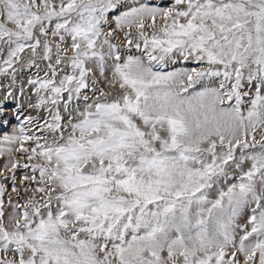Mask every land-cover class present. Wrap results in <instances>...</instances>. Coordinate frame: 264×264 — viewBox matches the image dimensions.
Wrapping results in <instances>:
<instances>
[{"label": "snow or ice", "instance_id": "snow-or-ice-1", "mask_svg": "<svg viewBox=\"0 0 264 264\" xmlns=\"http://www.w3.org/2000/svg\"><path fill=\"white\" fill-rule=\"evenodd\" d=\"M26 55L0 264H264V0H0L5 101Z\"/></svg>", "mask_w": 264, "mask_h": 264}, {"label": "rangeland", "instance_id": "rangeland-1", "mask_svg": "<svg viewBox=\"0 0 264 264\" xmlns=\"http://www.w3.org/2000/svg\"><path fill=\"white\" fill-rule=\"evenodd\" d=\"M131 2V0H129ZM140 2H147L150 3L153 6H168L171 3V0H140ZM159 23V21H158ZM111 27H114V24L111 25ZM133 34H135V30L133 29ZM117 39L115 40V43H117L118 46L121 47V50H125V45H124V37L122 34H117ZM51 40V37H49ZM135 50H133L134 52ZM27 61H28V56L26 55L24 57L23 62L20 65H17V79L16 83L14 85V88L17 89V91L14 93V97L10 100L5 101L3 99L4 93L6 90H8L9 84L12 83L11 77H3L0 76V104L4 105L6 108V119L7 123L3 126L0 127V138H2L4 135H8L11 132L15 131L19 127L20 121L16 120L14 117V113L16 111H19L21 113V118L31 116L36 120H40L41 123H43V120L47 118V113L44 111H38L36 109L31 108L30 102H34L36 97L32 94L31 90L27 87L26 81L31 78L35 77L37 70L35 68L29 69L27 67ZM40 63L41 68H45L46 63L44 61H38ZM179 66V65H177ZM191 67V65H188ZM40 75H43V71H41ZM25 86L24 90V95L20 96L19 95V88L21 85ZM99 87H104V84L101 83L98 85ZM16 158H19V155L17 154ZM8 162V158L5 157H0V169H2L3 165ZM21 164L28 163L26 160L21 159L20 160ZM22 173H27L28 175H31L32 173L28 169L20 168L17 169L16 175H17V186L21 188V193H20V200L23 202L26 200L28 197L24 195L23 193V188L25 185L20 182V177ZM4 175H10V173L5 172ZM3 177L0 176V180H2ZM31 191V189H29ZM11 196L12 199L15 201L16 200V193H13L11 191V185L8 184V192L6 193L5 196V202H6V207H7V198Z\"/></svg>", "mask_w": 264, "mask_h": 264}]
</instances>
